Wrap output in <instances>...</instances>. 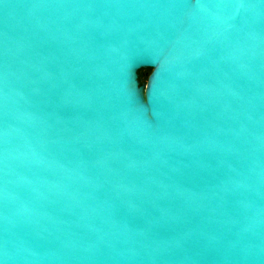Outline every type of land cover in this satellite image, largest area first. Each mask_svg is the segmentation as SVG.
Returning <instances> with one entry per match:
<instances>
[{"label": "water", "instance_id": "1", "mask_svg": "<svg viewBox=\"0 0 264 264\" xmlns=\"http://www.w3.org/2000/svg\"><path fill=\"white\" fill-rule=\"evenodd\" d=\"M0 264H264V0H2Z\"/></svg>", "mask_w": 264, "mask_h": 264}, {"label": "rangeland", "instance_id": "2", "mask_svg": "<svg viewBox=\"0 0 264 264\" xmlns=\"http://www.w3.org/2000/svg\"><path fill=\"white\" fill-rule=\"evenodd\" d=\"M143 73L145 74V75H144V78H145V80L147 81L148 77H149L150 74H151V71H150V70H145Z\"/></svg>", "mask_w": 264, "mask_h": 264}, {"label": "trees", "instance_id": "3", "mask_svg": "<svg viewBox=\"0 0 264 264\" xmlns=\"http://www.w3.org/2000/svg\"><path fill=\"white\" fill-rule=\"evenodd\" d=\"M144 71H145V70H143V71L140 72V80H141L142 83L146 82V80H145V78H144V75H145V74L143 73ZM150 71H151V70H150Z\"/></svg>", "mask_w": 264, "mask_h": 264}, {"label": "snow or ice", "instance_id": "4", "mask_svg": "<svg viewBox=\"0 0 264 264\" xmlns=\"http://www.w3.org/2000/svg\"><path fill=\"white\" fill-rule=\"evenodd\" d=\"M0 2H2V0H0Z\"/></svg>", "mask_w": 264, "mask_h": 264}, {"label": "flooded vegetation", "instance_id": "5", "mask_svg": "<svg viewBox=\"0 0 264 264\" xmlns=\"http://www.w3.org/2000/svg\"><path fill=\"white\" fill-rule=\"evenodd\" d=\"M151 72H152V70H151ZM148 80V79H147Z\"/></svg>", "mask_w": 264, "mask_h": 264}]
</instances>
